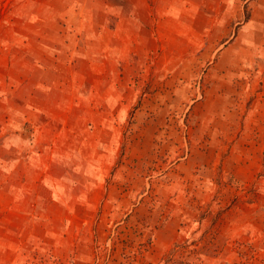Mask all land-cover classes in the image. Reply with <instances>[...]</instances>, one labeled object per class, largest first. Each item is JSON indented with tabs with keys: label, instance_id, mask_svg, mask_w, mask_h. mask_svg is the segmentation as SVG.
I'll list each match as a JSON object with an SVG mask.
<instances>
[{
	"label": "rangeland",
	"instance_id": "obj_1",
	"mask_svg": "<svg viewBox=\"0 0 264 264\" xmlns=\"http://www.w3.org/2000/svg\"><path fill=\"white\" fill-rule=\"evenodd\" d=\"M0 264H264V0H0Z\"/></svg>",
	"mask_w": 264,
	"mask_h": 264
}]
</instances>
